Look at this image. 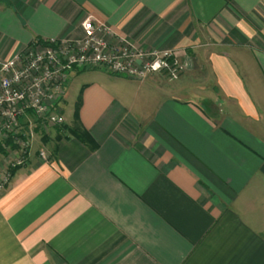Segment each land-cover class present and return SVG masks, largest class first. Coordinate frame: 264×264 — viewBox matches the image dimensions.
<instances>
[{"label": "crops", "instance_id": "0c3cea01", "mask_svg": "<svg viewBox=\"0 0 264 264\" xmlns=\"http://www.w3.org/2000/svg\"><path fill=\"white\" fill-rule=\"evenodd\" d=\"M87 15L187 67L72 68L0 188V264H264V0H0V58Z\"/></svg>", "mask_w": 264, "mask_h": 264}, {"label": "built area", "instance_id": "2783aa9c", "mask_svg": "<svg viewBox=\"0 0 264 264\" xmlns=\"http://www.w3.org/2000/svg\"><path fill=\"white\" fill-rule=\"evenodd\" d=\"M74 66L105 68L110 73L144 80L167 72L177 79L187 62L172 49H140L87 15L72 38L33 41L23 52L0 58V150L7 155L0 188L12 167L25 163L35 136L33 128L64 122L59 103ZM46 158L44 152H39Z\"/></svg>", "mask_w": 264, "mask_h": 264}, {"label": "trees", "instance_id": "16d2710c", "mask_svg": "<svg viewBox=\"0 0 264 264\" xmlns=\"http://www.w3.org/2000/svg\"><path fill=\"white\" fill-rule=\"evenodd\" d=\"M60 126L65 127L66 125L61 124ZM37 131H40V133H42V140H45L46 135L43 134L44 131L41 130L40 128L36 127ZM68 131L70 134H72L74 137L78 138L80 141H82L83 143L89 142L90 141V137L89 134L87 133L86 130L80 128V127H70L68 128ZM1 151H3L2 149H0Z\"/></svg>", "mask_w": 264, "mask_h": 264}, {"label": "rangeland", "instance_id": "374dc122", "mask_svg": "<svg viewBox=\"0 0 264 264\" xmlns=\"http://www.w3.org/2000/svg\"><path fill=\"white\" fill-rule=\"evenodd\" d=\"M75 93H76L75 91L72 93L73 96H75ZM52 126H53V125H49L48 127H52ZM36 127L40 128L39 124H37ZM36 127L33 128V130L35 131V136L31 139L32 144H31L30 149H32V147H36V144L39 143V138H40V136H41L40 131H37V130H36ZM5 167H6V166H5ZM5 167H4V168H5ZM4 168H3V169H4ZM12 168H15V167H12ZM12 168H11V169H12ZM10 176H11V172H10Z\"/></svg>", "mask_w": 264, "mask_h": 264}]
</instances>
